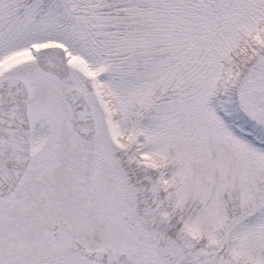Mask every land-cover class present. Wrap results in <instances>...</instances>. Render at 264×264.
Wrapping results in <instances>:
<instances>
[{
	"label": "snow or ice",
	"instance_id": "6c2138e0",
	"mask_svg": "<svg viewBox=\"0 0 264 264\" xmlns=\"http://www.w3.org/2000/svg\"><path fill=\"white\" fill-rule=\"evenodd\" d=\"M0 264H264V0H0Z\"/></svg>",
	"mask_w": 264,
	"mask_h": 264
}]
</instances>
